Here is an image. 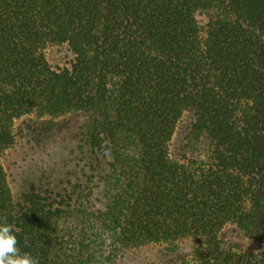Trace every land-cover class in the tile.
<instances>
[{
  "label": "trees",
  "instance_id": "obj_1",
  "mask_svg": "<svg viewBox=\"0 0 264 264\" xmlns=\"http://www.w3.org/2000/svg\"><path fill=\"white\" fill-rule=\"evenodd\" d=\"M71 113L87 119L84 199L16 197V120ZM185 113L202 146L176 156ZM4 217L40 264H115L148 245L187 252L179 264H264V0H0ZM227 225L253 246L229 244Z\"/></svg>",
  "mask_w": 264,
  "mask_h": 264
},
{
  "label": "rangeland",
  "instance_id": "obj_2",
  "mask_svg": "<svg viewBox=\"0 0 264 264\" xmlns=\"http://www.w3.org/2000/svg\"><path fill=\"white\" fill-rule=\"evenodd\" d=\"M58 50L50 49L49 56L61 55ZM86 120L79 113L59 118L24 116L16 120V144L4 156L8 179L16 197L25 192L49 191L61 193L66 198L72 195L74 200H69L68 203L72 206L75 205L73 202L80 204L84 199L83 189L88 184L93 185L87 180V175L90 177L95 173L94 169L86 166L83 140ZM190 127L191 115L185 113L178 122L172 139L171 150L174 155L191 154L201 148L202 145L198 144ZM96 199L94 198L93 204L88 205L89 209H97L103 203L102 195H98ZM92 238H95V232H92ZM223 238L240 248L253 246L239 232L233 231L232 225L224 228ZM96 247L99 252L96 254L98 260L95 261H104L102 255L107 247L103 243H97ZM186 248L188 246L185 244L183 250L187 251ZM188 256L187 252L168 255L158 245H148L121 253L115 264H179L183 259H188Z\"/></svg>",
  "mask_w": 264,
  "mask_h": 264
},
{
  "label": "clouds",
  "instance_id": "obj_3",
  "mask_svg": "<svg viewBox=\"0 0 264 264\" xmlns=\"http://www.w3.org/2000/svg\"><path fill=\"white\" fill-rule=\"evenodd\" d=\"M0 264H40L38 257L21 250L14 225L7 217L0 222Z\"/></svg>",
  "mask_w": 264,
  "mask_h": 264
}]
</instances>
